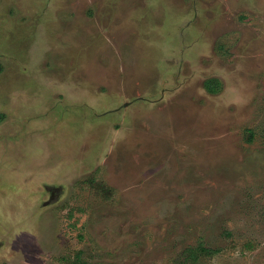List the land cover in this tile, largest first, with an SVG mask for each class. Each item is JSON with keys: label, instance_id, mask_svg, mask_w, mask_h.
<instances>
[{"label": "rangeland", "instance_id": "374dc122", "mask_svg": "<svg viewBox=\"0 0 264 264\" xmlns=\"http://www.w3.org/2000/svg\"><path fill=\"white\" fill-rule=\"evenodd\" d=\"M0 264H264V0H0Z\"/></svg>", "mask_w": 264, "mask_h": 264}, {"label": "trees", "instance_id": "16d2710c", "mask_svg": "<svg viewBox=\"0 0 264 264\" xmlns=\"http://www.w3.org/2000/svg\"><path fill=\"white\" fill-rule=\"evenodd\" d=\"M216 250L205 247L202 243H198V246L189 247L186 249L187 260L195 262V260L201 255L215 254Z\"/></svg>", "mask_w": 264, "mask_h": 264}, {"label": "crops", "instance_id": "0c3cea01", "mask_svg": "<svg viewBox=\"0 0 264 264\" xmlns=\"http://www.w3.org/2000/svg\"><path fill=\"white\" fill-rule=\"evenodd\" d=\"M98 112V111H97ZM99 113V112H98ZM110 116H112L111 114H109ZM99 116V115H98ZM81 134H82V132H81Z\"/></svg>", "mask_w": 264, "mask_h": 264}]
</instances>
